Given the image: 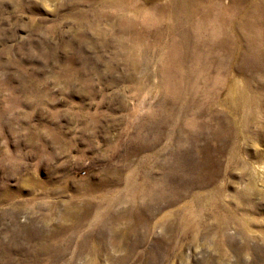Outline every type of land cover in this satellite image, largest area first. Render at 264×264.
Listing matches in <instances>:
<instances>
[{"label": "rangeland", "instance_id": "obj_1", "mask_svg": "<svg viewBox=\"0 0 264 264\" xmlns=\"http://www.w3.org/2000/svg\"><path fill=\"white\" fill-rule=\"evenodd\" d=\"M0 264H264V0H0Z\"/></svg>", "mask_w": 264, "mask_h": 264}, {"label": "bare ground", "instance_id": "obj_2", "mask_svg": "<svg viewBox=\"0 0 264 264\" xmlns=\"http://www.w3.org/2000/svg\"><path fill=\"white\" fill-rule=\"evenodd\" d=\"M143 6H145L144 4H143ZM152 7V6H151Z\"/></svg>", "mask_w": 264, "mask_h": 264}]
</instances>
